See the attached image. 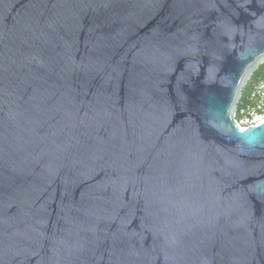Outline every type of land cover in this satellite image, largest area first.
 Masks as SVG:
<instances>
[{
    "label": "water",
    "instance_id": "water-1",
    "mask_svg": "<svg viewBox=\"0 0 264 264\" xmlns=\"http://www.w3.org/2000/svg\"><path fill=\"white\" fill-rule=\"evenodd\" d=\"M264 0H0V264H264Z\"/></svg>",
    "mask_w": 264,
    "mask_h": 264
},
{
    "label": "built area",
    "instance_id": "built-area-1",
    "mask_svg": "<svg viewBox=\"0 0 264 264\" xmlns=\"http://www.w3.org/2000/svg\"><path fill=\"white\" fill-rule=\"evenodd\" d=\"M236 119L238 125L248 127L264 119V79L257 81L250 89L246 103L241 106Z\"/></svg>",
    "mask_w": 264,
    "mask_h": 264
},
{
    "label": "trees",
    "instance_id": "trees-1",
    "mask_svg": "<svg viewBox=\"0 0 264 264\" xmlns=\"http://www.w3.org/2000/svg\"><path fill=\"white\" fill-rule=\"evenodd\" d=\"M260 79H264V62L261 63L258 68L251 74L246 85L244 86L240 100L238 102V110L241 106L244 105V103H246L251 87ZM235 118H239L238 112L236 113Z\"/></svg>",
    "mask_w": 264,
    "mask_h": 264
}]
</instances>
